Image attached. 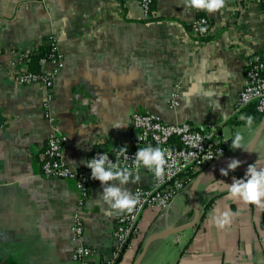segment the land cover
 I'll return each instance as SVG.
<instances>
[{
	"label": "crops",
	"instance_id": "0c3cea01",
	"mask_svg": "<svg viewBox=\"0 0 264 264\" xmlns=\"http://www.w3.org/2000/svg\"><path fill=\"white\" fill-rule=\"evenodd\" d=\"M153 11L146 17L140 0H0V264H80L73 258L79 243L94 250V264L112 256L125 209L103 200L100 181L84 196L75 180L46 175L42 164L53 129L67 135L64 158L73 168L96 148H138L135 113L214 123L226 155L191 173L167 209L144 210L141 238L118 264H135L151 238L140 264H264V198L255 204L229 192L249 164L264 167V116L249 125L247 107L236 105L249 57H264V3L224 0L209 12L187 0H154ZM199 15L210 21L204 37L191 30ZM51 38L64 66L46 107L42 84L16 78L29 68L17 52L32 54ZM237 132L247 149L233 148ZM233 157L243 163L222 175ZM155 178L142 166L128 181L108 183L133 196Z\"/></svg>",
	"mask_w": 264,
	"mask_h": 264
},
{
	"label": "built area",
	"instance_id": "2783aa9c",
	"mask_svg": "<svg viewBox=\"0 0 264 264\" xmlns=\"http://www.w3.org/2000/svg\"><path fill=\"white\" fill-rule=\"evenodd\" d=\"M140 1L145 16L153 17L154 0ZM262 2L264 3V0ZM209 24L210 21L206 16L199 15L192 22L191 30L196 36L204 37L208 35ZM50 46L51 52L48 57L41 59V72H34L25 67L19 70L16 76L21 83H40L46 88L44 101L46 107L54 98V78L64 66L55 39H50ZM17 53L20 54V60L23 61L31 54L28 51ZM48 64L53 65L49 71L44 69ZM246 77L247 82L238 95L236 105L238 109H243L254 104L264 116V57L259 54L249 57L246 65ZM133 126L135 129L134 143L139 146L138 148L149 144L161 148L164 151L166 163L163 165L162 174L156 175L150 186L135 187L133 196L139 198L138 202L131 211L125 209L117 217L114 230L115 249L112 256L102 264H118L124 249L130 246L131 241L141 238V219L145 209L149 208L154 211L167 209L185 189L191 173L226 155L225 147L215 140L217 126L214 123L200 127L189 122H166L155 113H135ZM67 141V135L53 129L48 138L45 150L47 159L42 164V170L44 174L52 177L75 180L85 196L90 183L99 182V180L91 177V169L87 165L73 168L65 161L64 144ZM138 148L128 149L126 154L119 155V157V149L96 148L90 153L89 158L95 156L97 152H107L109 159L119 158L120 167H134L132 165L133 155ZM72 230L76 238L80 240L84 226L79 217H76ZM93 253L94 250L91 247L79 243L73 253V258L80 264H94L91 260Z\"/></svg>",
	"mask_w": 264,
	"mask_h": 264
},
{
	"label": "clouds",
	"instance_id": "9594fccd",
	"mask_svg": "<svg viewBox=\"0 0 264 264\" xmlns=\"http://www.w3.org/2000/svg\"><path fill=\"white\" fill-rule=\"evenodd\" d=\"M187 2L192 7L204 8L209 12L221 8L224 4V0H187ZM252 120V116L247 117L249 125H251ZM232 145L234 149H247L246 142L240 132L235 134ZM127 152V145L121 146L118 157ZM133 157L132 165L134 167H120L119 158L116 160L109 159L107 152H97L95 156L84 161L91 169V177L101 182L103 187L102 198L112 208L128 209L131 211L139 198L137 196H130L128 190H122L114 184H109V181L117 179L120 182L128 181L130 175L141 166H147L159 176L162 174L163 165L166 163L164 151L150 144L138 148ZM242 163L240 159L230 158L227 167L221 168L220 172L222 175L227 176L229 170H235ZM136 179H139V177L136 176ZM229 192L232 196H239L246 202L260 204L262 198H264V167H258L256 162L249 164L243 177L237 178L233 176L232 182L229 184ZM225 216H227V213H225Z\"/></svg>",
	"mask_w": 264,
	"mask_h": 264
},
{
	"label": "trees",
	"instance_id": "16d2710c",
	"mask_svg": "<svg viewBox=\"0 0 264 264\" xmlns=\"http://www.w3.org/2000/svg\"><path fill=\"white\" fill-rule=\"evenodd\" d=\"M51 52V46L47 44L40 45L37 50H35L32 54H30L28 59V65L29 70L34 72H41L42 71V65H41V59L48 57L49 53ZM246 113L248 116H252L253 119L261 120L263 117V114L260 113L254 104H251L247 106ZM121 147L117 146L110 150L120 149ZM100 149H106L104 147H100Z\"/></svg>",
	"mask_w": 264,
	"mask_h": 264
},
{
	"label": "water",
	"instance_id": "95a60500",
	"mask_svg": "<svg viewBox=\"0 0 264 264\" xmlns=\"http://www.w3.org/2000/svg\"><path fill=\"white\" fill-rule=\"evenodd\" d=\"M259 135H260V131L258 132V134H257V136H256V139H255V141H254V143H253L252 146H254V145L256 144V142H257V140H258V138H259ZM199 217H200V215L197 214L195 220H194L193 223H192V225H195V224L199 221ZM166 232H168V231H165L164 234H165ZM151 239H152V238H151ZM151 239L147 242V244H146L147 246L143 249V252H142V254H141V257H139L138 261H137L135 264H140V261H141L142 257L144 256V254H145V252H146V249H147V247H148V244H149V242L151 241Z\"/></svg>",
	"mask_w": 264,
	"mask_h": 264
}]
</instances>
